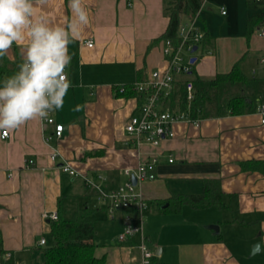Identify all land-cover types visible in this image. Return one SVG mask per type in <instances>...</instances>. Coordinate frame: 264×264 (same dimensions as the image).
<instances>
[{"label": "crops", "instance_id": "1", "mask_svg": "<svg viewBox=\"0 0 264 264\" xmlns=\"http://www.w3.org/2000/svg\"><path fill=\"white\" fill-rule=\"evenodd\" d=\"M132 2L85 0L90 23L69 45L72 60L66 72L71 87L63 108L52 113L55 123L64 125L60 138L52 135L54 124L45 120L28 122L7 137L0 132V246L32 264L34 252L42 247L40 239H48L45 212L59 213L61 207L71 217L89 208L82 196L98 194L86 178L108 191L126 181L127 169L135 170L156 157L158 178L137 187L148 205L139 234L152 251H160L161 261L264 264V171L242 168V162L264 164V124L256 113L209 117L198 126L176 123L174 138L159 146L136 144L127 136L124 127L137 113V99L117 96L114 90L166 65L164 41L158 38L169 24L166 0ZM248 3L204 0L195 25L208 39L197 51L191 72L178 79H210L229 72L236 62L246 74L264 78L258 63L264 56V37L257 31L249 33L248 22L259 8H249ZM37 14L52 24L71 19L67 0H51L46 8L38 7ZM90 39L92 47L86 45ZM6 57L23 59L15 45ZM54 151H58L55 161L50 157ZM171 157L174 161L169 163ZM64 163L79 175L64 172ZM205 179L219 181L222 205L200 209L184 205L176 214L160 210L158 202L172 194L202 193ZM89 209L96 221L95 209ZM121 211L124 219L128 211ZM120 234L106 246L98 245L95 235L96 255L105 256L106 264H138L141 235L121 242ZM257 242L260 250L252 254Z\"/></svg>", "mask_w": 264, "mask_h": 264}, {"label": "trees", "instance_id": "2", "mask_svg": "<svg viewBox=\"0 0 264 264\" xmlns=\"http://www.w3.org/2000/svg\"><path fill=\"white\" fill-rule=\"evenodd\" d=\"M203 3L204 0H166L164 14L169 18V24L158 40L170 39L175 45H179V27L183 19H199ZM248 7L259 8V12L248 19L249 33H252L264 22V0H249ZM207 39V34L204 33L203 43ZM21 62L20 57L14 61L6 56L0 59V82L14 74ZM147 76H139L138 80L146 79ZM186 80L181 79L176 83L171 106L173 109L178 107L179 111L189 110V115L193 118L256 113L260 103L264 102V78L246 74L239 62H236L229 72L218 73L213 78L195 76L188 79L193 82L195 88L194 100L189 104L185 97ZM114 91L117 96L138 95L133 84L123 88L117 87ZM242 168L263 172L264 164L260 161L242 162ZM222 196L219 181L205 179L202 193L172 194L167 200L159 201L158 205L162 212L176 214L181 212L184 205L195 209L220 206L223 204ZM61 210L59 207V217L56 220L49 221V238L47 243L40 247L44 253V264H106L105 256L96 255V230L92 210L83 208L71 217H66ZM150 264L177 263L163 262L155 255Z\"/></svg>", "mask_w": 264, "mask_h": 264}, {"label": "built area", "instance_id": "3", "mask_svg": "<svg viewBox=\"0 0 264 264\" xmlns=\"http://www.w3.org/2000/svg\"><path fill=\"white\" fill-rule=\"evenodd\" d=\"M129 5L133 4V0H126ZM222 13H226L223 10ZM200 14V12H199ZM197 18L189 20L187 23H181L179 27V37L181 39L179 45H175L170 39L164 40L163 55L166 65L162 68H157L151 71L146 79L137 80L133 86L137 92V113L129 117L125 124V132L130 140L136 144L148 143L153 146H159L163 141L172 139L175 136L174 125L179 122H188L198 126L203 119L193 118L189 115V110L179 111V108L173 109L171 100L175 85L181 79L178 75H188L191 72L192 65L191 58L187 62H183L181 51L186 50L191 53L197 52L204 40V33L195 25ZM257 32L264 37V22L258 27ZM88 47L93 46V41L90 39L86 42ZM194 47H197L196 51ZM262 69H264V56H261L258 61ZM186 100L191 103L195 97V88L191 80H186ZM256 114L260 117V122L264 124V102L258 106ZM47 123L54 124L55 129L52 135L60 138L64 131V125L55 123L52 113L49 118L45 120ZM9 133L2 132V137H7ZM50 136V135H49ZM51 159L55 161L58 157V151H54L50 155ZM174 158L169 159L172 163ZM33 164V161L29 162ZM157 165L156 157L152 161L140 164L137 169H127L125 172L128 179L116 188L105 191L99 186L86 178L88 185L94 187L98 194L102 196L107 202L108 211L114 216L118 210L128 211L124 220L126 227L124 232L118 237L119 241L126 242L129 236L133 235L135 231H141L144 223L143 212L147 208V203L142 193L137 191L140 183L147 180H155L158 175L155 171ZM64 172L70 175L78 176L79 173L71 168L70 164L64 163L62 165ZM132 176L137 178V185L132 182ZM134 212V213H131ZM136 214V216H134ZM47 221L56 220L59 217L57 211L45 212L43 215ZM139 223L134 224V222ZM47 239L42 237L39 245L44 246ZM141 251V259L138 264H150L151 259L155 253L146 246L145 237L139 245ZM0 264H28L24 261L17 260L15 253L0 246Z\"/></svg>", "mask_w": 264, "mask_h": 264}, {"label": "clouds", "instance_id": "4", "mask_svg": "<svg viewBox=\"0 0 264 264\" xmlns=\"http://www.w3.org/2000/svg\"><path fill=\"white\" fill-rule=\"evenodd\" d=\"M51 0H0V59L13 46L22 51L18 70L0 82V132H12L31 121L48 119L63 108L71 87L66 69L69 45L90 23L85 0H67L71 19L52 24L37 14Z\"/></svg>", "mask_w": 264, "mask_h": 264}, {"label": "rangeland", "instance_id": "5", "mask_svg": "<svg viewBox=\"0 0 264 264\" xmlns=\"http://www.w3.org/2000/svg\"><path fill=\"white\" fill-rule=\"evenodd\" d=\"M195 55H197V52L191 53V52L186 51V50L181 51V56H182L183 62L189 61V59L191 57H194ZM88 195L86 197L82 196V198L83 197L85 199L87 198V200H88L87 206H89V208L95 209V212H96L95 213V215H96L95 230H96V241H97L98 245H105L106 246V245L114 244L115 243L114 239L117 238L119 233H123L124 229L126 227V221L124 219H122V217H121L122 211L118 210L116 212V214L114 216H112V214L108 211V208H107L108 202L102 196H100L99 194H94V195H89V196ZM66 209L67 208L65 207V210ZM132 213H134V212H132ZM143 215H144V220H145L147 217V211L146 210L143 213ZM136 218H137V216H136ZM134 224H136V222H134ZM140 232L141 231H135L134 234L138 235ZM134 234L129 236V238H132V236H134ZM139 235H141V238L139 240L140 243L137 242V244H141V242L143 240L142 234H139ZM47 238H49V235ZM131 240H132V242H134L133 239H131ZM134 243H136V242H134ZM145 244L149 248V246L147 245V240H145ZM139 252H140V250H139ZM24 262L31 263L30 259H26V258L24 259ZM32 264H44V253H43L42 249H38L34 252L33 258H32Z\"/></svg>", "mask_w": 264, "mask_h": 264}, {"label": "water", "instance_id": "6", "mask_svg": "<svg viewBox=\"0 0 264 264\" xmlns=\"http://www.w3.org/2000/svg\"><path fill=\"white\" fill-rule=\"evenodd\" d=\"M197 50V47H194V50L193 51H196ZM191 63H195L197 61V57H192L191 58ZM132 182L134 185H137V178L135 176H132ZM212 229H214L215 231H218V226H213ZM260 250V243L257 242L253 247H252V254L259 251ZM155 255L156 256H159L160 255V251H156L155 252Z\"/></svg>", "mask_w": 264, "mask_h": 264}]
</instances>
